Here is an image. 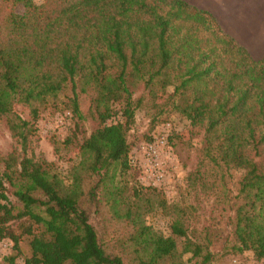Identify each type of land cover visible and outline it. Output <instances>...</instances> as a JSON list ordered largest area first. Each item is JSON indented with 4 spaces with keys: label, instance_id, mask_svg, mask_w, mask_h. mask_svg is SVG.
I'll return each mask as SVG.
<instances>
[{
    "label": "trees",
    "instance_id": "trees-1",
    "mask_svg": "<svg viewBox=\"0 0 264 264\" xmlns=\"http://www.w3.org/2000/svg\"><path fill=\"white\" fill-rule=\"evenodd\" d=\"M1 6L0 121L19 149L0 156V241L12 244L4 264H14L23 238V264H183L182 254L209 264L212 254L187 226L174 221L164 237L139 222L154 206L185 218L153 189L125 179L128 132L145 100L157 110L153 120L173 113L201 135V158L187 180L227 227L222 249L264 263V56L252 60L209 13L182 0ZM60 95L78 121L88 114L96 122L64 176L24 155L40 107ZM17 106L28 109L27 119ZM103 208L127 228L121 253L102 244L90 222Z\"/></svg>",
    "mask_w": 264,
    "mask_h": 264
},
{
    "label": "rangeland",
    "instance_id": "rangeland-1",
    "mask_svg": "<svg viewBox=\"0 0 264 264\" xmlns=\"http://www.w3.org/2000/svg\"><path fill=\"white\" fill-rule=\"evenodd\" d=\"M40 5L44 0H32ZM4 12L0 0V25ZM166 93H171L168 88ZM137 94V93H136ZM81 112L85 113L87 101L79 99ZM24 119L28 118V109L24 106L15 108ZM157 110L151 108L146 100L134 114V124L128 132L131 149L128 155L130 170L125 179L129 186L153 189L168 207L175 206L185 213V218H179L177 213L153 207L150 212H141L139 222L149 228L150 232L164 237L169 235V226L175 221L188 227L187 236L192 240L207 246L213 258L209 264H264L256 262L249 252L232 255L222 249L227 227L213 211L212 200L204 199L188 185L187 175L198 164L201 147V135L191 129L180 116L164 112L154 119ZM154 124L152 125V123ZM96 122L87 114L78 121L66 109V99L60 95L54 102L40 107L38 119L35 122V132L29 138L26 157L44 159L53 163L57 172L62 176L79 160L78 145L82 139L93 130ZM14 147L9 132L0 121V156H5ZM154 201V199L152 200ZM102 244L112 253H121V241L126 238L127 228L124 222L116 221L107 213V209L100 210V214L90 218ZM14 225V224H13ZM193 232V237L190 232ZM210 243L207 244L204 238ZM11 242L7 239L0 241V264L3 258L12 254ZM179 249V248H178ZM27 239L19 243V254L14 264H23L28 257ZM128 257L129 256H125ZM126 260V259H125ZM183 264H193L195 259L190 254H182Z\"/></svg>",
    "mask_w": 264,
    "mask_h": 264
},
{
    "label": "crops",
    "instance_id": "crops-1",
    "mask_svg": "<svg viewBox=\"0 0 264 264\" xmlns=\"http://www.w3.org/2000/svg\"><path fill=\"white\" fill-rule=\"evenodd\" d=\"M209 13L220 30L256 61L264 56V0H182Z\"/></svg>",
    "mask_w": 264,
    "mask_h": 264
}]
</instances>
